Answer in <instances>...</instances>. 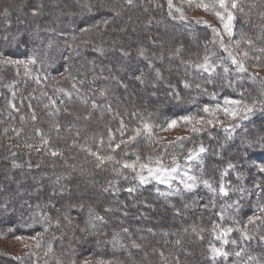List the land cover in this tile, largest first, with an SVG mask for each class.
<instances>
[{
	"label": "trees",
	"instance_id": "1",
	"mask_svg": "<svg viewBox=\"0 0 264 264\" xmlns=\"http://www.w3.org/2000/svg\"><path fill=\"white\" fill-rule=\"evenodd\" d=\"M51 1L0 0V213L15 210L18 196L29 194V205L16 209L23 224L18 218L8 222L16 235L37 241L30 254H0V261L264 264V0L180 5L183 10L190 9L188 4L202 7L216 23L232 15L234 43L245 64L241 70L215 50L210 27L170 10L167 0H142L147 6L141 0H69L62 3L65 12ZM46 3L51 9H38ZM148 6L160 10L169 32L191 28L177 38L189 42L165 49L161 42L153 44L147 31H135L133 37L128 25L119 30L126 18L147 15ZM91 17L98 21L91 23ZM20 19L28 24L20 26ZM148 27H155L151 20ZM122 56L129 59L121 62ZM154 62H174L175 72L154 70ZM127 63L140 68L131 72ZM38 68L50 70L48 85L34 74ZM125 77L137 85L159 81L161 90L172 88L173 100L163 104L151 94L127 104L117 90L126 87ZM112 85L115 91L109 90ZM174 130L184 134L167 135ZM159 164L174 178L149 179V168ZM14 172L23 180L17 186L9 180ZM84 175L96 180L91 196L77 186L70 195L62 193V202L51 201L60 179L70 189ZM37 178L40 189L32 185ZM22 182L24 190L18 186ZM103 192L125 201L133 195L149 199L154 209L144 234L135 227L134 199L123 204L130 213L122 221L121 205L113 209ZM99 195L104 199L97 201ZM71 208L88 210L81 225L67 216ZM187 208L184 219L180 210ZM182 220L188 221L189 234L186 230L163 242ZM156 230L157 236H148ZM82 231L92 236L83 237ZM11 233L0 224V237ZM114 237L116 245L109 250ZM140 250L145 257L132 261Z\"/></svg>",
	"mask_w": 264,
	"mask_h": 264
},
{
	"label": "rangeland",
	"instance_id": "2",
	"mask_svg": "<svg viewBox=\"0 0 264 264\" xmlns=\"http://www.w3.org/2000/svg\"><path fill=\"white\" fill-rule=\"evenodd\" d=\"M53 1V2H52ZM52 6H54V8L58 11V10H63L64 12L66 11L65 9V4L62 5V3H67V5H69V0H52ZM169 2V9L171 10L172 8L178 10L180 12V14L182 15V17L184 18H189L190 20H192L194 23H196L198 25H204V26H208L211 28L212 30V33H213V42H214V48L215 50L218 49V51H220V53L223 55L224 58H226V60L230 61L231 63L234 64V66H236L235 68L237 70H241V68L244 67V63L242 61V58L241 56H243V53L239 51V49H237L236 46L237 43H234V41L236 42V40L234 39V30H233V17L232 15H228L224 18H222V21L221 22H214L213 18L212 17H209L208 14L204 11V8L202 7H199L198 9L196 7H193V5H190L188 4L190 7V9H187L185 8L186 10H183L180 5L183 3H190V1L192 0H167ZM167 2V3H168ZM140 3H143L144 6H147L146 2H143L142 0L140 1ZM51 9V7L48 5V3H46L44 6L41 7H38V9ZM145 8V7H144ZM147 8H149V12L146 13L143 11V13L141 14V16L139 17L140 19L138 21H134V19L132 20H129V19H125L126 21H122L120 24L121 28H119V30H122L124 27H126V25H128V30L131 31L133 34L132 36L135 37V31H142V32H148V35L151 37V40L153 41V44H157L159 45V43L161 42V44H163L165 46V49L168 48L167 46L171 45V44H176V43H179L181 42L182 44V41L183 40V43H188L189 41L185 40V38L183 37V39H177L178 38V33L179 31H182V33L186 34L190 31L191 28L189 27H183L181 28L180 30L178 29H173V31L169 32L168 30V24H163L162 22L164 21V16H162V14L160 13V10H155V11H151V8L150 6H148ZM151 8V9H150ZM183 11V12H182ZM114 16V20H116L117 22V18L115 16V14H113ZM111 17V16H110ZM22 18V17H21ZM10 19V18H9ZM13 19H15L13 17ZM90 19V22L91 23H96L98 21V19L96 17H91L89 18ZM152 21V25L155 26L154 28L152 27H148V22L149 21ZM15 21V20H14ZM13 21V22H14ZM20 26H23L24 24H28V22L26 20H23V19H20L19 21H16ZM138 22V23H137ZM157 22H160L159 25H157ZM15 23V22H14ZM143 23V26L142 24ZM141 24V26L139 25ZM144 25H147V28L144 27ZM123 27V28H122ZM200 27V26H198ZM202 28V27H201ZM19 29H22L21 27ZM168 30V31H167ZM163 33H165L164 36ZM167 34V35H166ZM129 36V35H128ZM130 36V37H132ZM37 40L39 41L40 38H37ZM41 41V40H40ZM37 48V47H36ZM155 50V48H154ZM159 51V50H157ZM86 57L84 54L83 55H80L79 56V61H85L86 60ZM101 58L104 60H106V58H104V56H101ZM125 59H129V57H125V56H122V61ZM165 58H168V60L171 61V59L168 57V56H165ZM155 60H157V58H155ZM125 63L128 62V61H124ZM142 64H145V61L144 62H141ZM155 63V62H154ZM156 65L152 68L155 70V67H159L162 69V71L164 72V74H167V73H171L173 74L175 72V64L174 62H172L169 66L168 65H161L159 64L158 62L155 63ZM140 65V64H139ZM127 66L128 67H131L130 68V71H135L136 69L140 68V66L137 67V64L136 65H131L130 63H127ZM148 66V65H146ZM241 67V68H240ZM145 68V65L144 67ZM50 70L47 69V68H38L34 71V74L36 75V77L39 79H41V81L44 82V85H48L46 84V80L49 79L50 77ZM107 74V73H106ZM133 78V77H132ZM134 79V78H133ZM132 79L130 77H125L123 78V82L125 83L126 87L124 86H120L119 89H117L118 91H121L122 94H121V97L122 99L127 103V104H133L136 99H140L141 97L143 99H146V97H149L151 96V94L153 95H157V97L159 96L160 97V100L162 102L163 100V104H166L171 102L173 99L172 97L170 98L171 96V91L172 88L169 87L167 88L166 91L161 90V87H160V83L159 81L158 82H155V83H148V82H145L141 85V84H135L134 81H131ZM40 82V81H39ZM79 83V82H77ZM135 84V85H134ZM78 91L80 89L76 88ZM109 90H116V86L115 85H112ZM76 90H74V94H76ZM79 93L81 94V92L79 91ZM174 93V92H173ZM167 94V99L166 98H163L162 96ZM175 95V93H174ZM152 99L149 100V104L150 102L152 103ZM168 101V102H167ZM155 102V101H154ZM158 102V101H156ZM57 104H59L60 102L57 101L56 102ZM99 115H101V112L99 113ZM111 117V116H110ZM182 135L184 134V131L181 130H174V131H171V133H167V135ZM79 172V171H78ZM77 172V173H78ZM36 174H39V177L42 178V176L44 175V173H36ZM79 174V173H78ZM149 179L151 177L153 178H156L160 181H168L170 178H174V174L171 170L169 169H162V167L159 165H154V166H151L149 168V171L147 172V174ZM87 175H84L82 177H80V179L78 178V181H75L74 182V185L71 186V188L69 189L68 186H64L63 185V181L62 179L59 180V184H58V187L55 186V191H53V194L54 196L51 198V201L52 202H56L58 201L59 203L62 202L64 199V195L62 194L64 191H66V194L70 195L73 193L75 187L79 186V188L81 189V191H88V193H90L89 195L91 196V191H93L92 188L90 187H93V184L95 185L96 184V180L95 178L92 179V178H89V177H86ZM9 180L13 181L15 183V185L17 186V184H19V181L18 180H22L21 178V174L17 173V172H14L12 174L9 175ZM40 180L42 179H39L37 178L36 181L33 182V186L34 187H37L40 189L41 187V182ZM152 180V179H151ZM23 181V180H22ZM23 182L21 183V185H18L19 186V189L23 188L24 190V184ZM57 184V183H56ZM188 186H191L192 184L190 182L187 183ZM54 187V186H53ZM63 190V191H62ZM95 190V189H94ZM115 191V189H114ZM99 192V191H98ZM116 192V191H115ZM96 193V191H95ZM117 193V192H116ZM100 194V193H98ZM103 194H105V198L107 201H109L111 203V206H113V209H115V206H118V205H121V209L119 210L118 212V215L120 216V218H122V221L125 220V216L128 215L130 213V209H128L126 206H124L123 204L124 203H129L130 199H134V203H136L135 205H137V210L135 211V215L136 217L138 218V222L136 224V230L138 232H144L146 227L148 228V225L147 223L145 224V221H146V218H148L150 216V212L154 209V206H152V203H150L149 199L148 198H144V199H141V198H136L135 195H133L132 197L129 196V198L125 201V200H120V196L118 194H106L103 192ZM30 195L29 194H25L24 196L22 195H19L17 200H16V206H15V210H11V208H7V213L6 212H2L0 213V224L4 227L7 228V231L11 232L13 231V233H11L10 236H1L0 237V254H2V257L4 258H17V257H20V256H25L27 254H30L32 248L35 246V242H37L36 240H34L33 237H23V236H18L16 235V233H18V231L16 232L14 230V226L11 224V222L9 223L8 221L10 219H13V218H18L17 222L19 221L20 224H23V217H20L19 218V212H16V209L18 208H24V207H27L29 204H28V199H30ZM70 197V196H69ZM99 198H102L104 199V196H96V200L97 201H100ZM212 199V198H211ZM210 199V201H212ZM125 201V202H124ZM137 201V202H135ZM72 203V201H71ZM63 204V203H61ZM72 207V206H71ZM158 207H162V206H157L155 207V209L159 210L161 213L164 212V207L162 208H158ZM222 210H224V205L221 206ZM61 209L63 210L62 206H61ZM73 209L71 213L67 214V216L69 215V217L71 218V221L73 224L75 225H81V222H82V217L85 216H89L88 215V210H86L84 208L83 211L81 210H74V208H71ZM168 210V209H167ZM169 211V210H168ZM177 211V210H176ZM176 211L173 210V212L176 213ZM21 212V211H20ZM190 212V209L187 208V209H181L180 210V215L181 217H183L184 219H186V217L188 216ZM167 213V212H166ZM172 213V212H170ZM169 213V214H170ZM133 214V215H134ZM226 218V217H225ZM188 224V221H184L182 220V222L180 221L179 223H176V225L174 226V233L173 232H170V234L168 236L164 235V241L163 242H166V243H171L174 241V239L176 238V235L175 234H181V233H184L186 230L188 233L186 234H189V230L191 228L189 227H186ZM15 231V232H14ZM104 230L101 231V233L103 232ZM109 231V230H108ZM157 232H150V235L148 234L149 237H153V236H157V234L160 232L159 230H156ZM103 234V233H102ZM144 234V233H143ZM81 235L83 237H89L92 236V234L90 232L88 233H85V231L81 233ZM89 235V236H87ZM105 235V234H104ZM112 243H111V246L109 247V250L112 249V247H114V244L117 240V238H112ZM94 242L98 243V240L97 238L94 239ZM163 242H162V246H163ZM135 252V251H133ZM139 252V251H137ZM134 253V257L130 256L132 258V261H139L141 258H143V256L145 257V253H143L142 250H140V254L139 253ZM149 252V251H148ZM129 255V254H127ZM142 260H148L147 258L146 259H142ZM4 263V262H3ZM1 261H0V264H3ZM97 263V262H96Z\"/></svg>",
	"mask_w": 264,
	"mask_h": 264
}]
</instances>
